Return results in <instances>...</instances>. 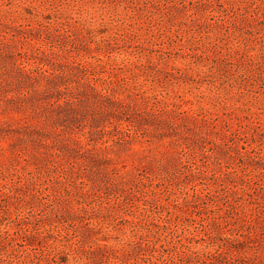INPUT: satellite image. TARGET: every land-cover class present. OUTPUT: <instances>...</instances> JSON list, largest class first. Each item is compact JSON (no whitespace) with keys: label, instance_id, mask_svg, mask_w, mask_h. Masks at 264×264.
<instances>
[{"label":"rangeland","instance_id":"obj_1","mask_svg":"<svg viewBox=\"0 0 264 264\" xmlns=\"http://www.w3.org/2000/svg\"><path fill=\"white\" fill-rule=\"evenodd\" d=\"M0 264H264V0H0Z\"/></svg>","mask_w":264,"mask_h":264}]
</instances>
